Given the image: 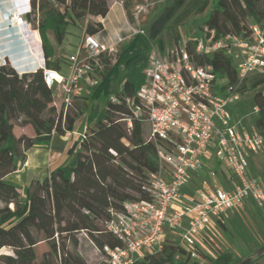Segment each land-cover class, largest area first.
Here are the masks:
<instances>
[{"label": "trees", "instance_id": "1", "mask_svg": "<svg viewBox=\"0 0 264 264\" xmlns=\"http://www.w3.org/2000/svg\"><path fill=\"white\" fill-rule=\"evenodd\" d=\"M30 4L27 19L40 31L47 67L56 70L68 64L70 55L62 49L57 52V47L79 31L83 35L102 30L100 18L110 8L108 0H30ZM253 24L264 27V0H213L199 36L247 38ZM166 28L172 31V44L182 41L177 25ZM185 39L195 64L214 65L222 88L234 57L223 50L198 53L194 38ZM147 49V39L137 33L115 51L103 53L100 85L77 97L67 111L56 99L54 88L46 84L42 69L20 75L12 66L0 64V252L11 249L0 253V264H89L79 252L80 234L100 251L106 245H123L106 221L112 218V211L124 209L126 200L148 199L150 173L159 169L156 144L145 135L144 118L136 117L131 109L140 102ZM121 67L128 68L126 76L121 85L110 89ZM238 81L237 70L236 78L226 83ZM239 88L243 96L255 90L258 112L254 123L264 131V74L246 77ZM95 98H100L102 107L94 110ZM89 110V124L68 149L66 164L23 187L8 178L23 167L28 150L50 144L55 134L73 130L80 115ZM26 125L33 128L34 135L19 133L17 128ZM170 232L159 249L137 256L133 264H200L189 259L180 239L171 240ZM179 251L188 255L185 261L178 259ZM204 264H237V260L232 253L222 252Z\"/></svg>", "mask_w": 264, "mask_h": 264}, {"label": "built area", "instance_id": "2", "mask_svg": "<svg viewBox=\"0 0 264 264\" xmlns=\"http://www.w3.org/2000/svg\"><path fill=\"white\" fill-rule=\"evenodd\" d=\"M138 5L137 10H144ZM5 15L6 41H21L22 54L32 57L42 69L45 82L54 88L64 110L85 92V82L103 69L100 56L116 50L95 35L83 33L76 51L69 55L68 74L47 67L43 40L38 28L13 5ZM207 29V28H206ZM135 33L146 34L138 28ZM196 51L212 54L223 50L234 57L238 83L223 81L219 86L211 63L195 64L186 49V39L162 56L153 45L144 69L145 81L138 92L139 104L131 109L148 124L149 141L156 144L159 169L150 173L146 186L148 199H128L122 211H112L107 228L123 243L106 245L102 250L105 264H133L137 256L161 246L168 231L180 232V241L188 254L199 258L202 234L216 218L227 211L242 209L248 199L264 209V182L248 173L250 157L264 151V131L240 128L232 107L241 100V82L251 73L264 74V27L252 25L250 36L235 34L213 40L193 37ZM0 64L12 66L20 75L11 57L0 50ZM112 100H116L111 95ZM258 112V107H255ZM66 134L83 133L68 130ZM214 151V152H213ZM224 163L235 178L234 186L186 190L195 173L201 172L207 160ZM28 164L24 162L23 167ZM187 219L188 224L184 225Z\"/></svg>", "mask_w": 264, "mask_h": 264}, {"label": "crops", "instance_id": "3", "mask_svg": "<svg viewBox=\"0 0 264 264\" xmlns=\"http://www.w3.org/2000/svg\"><path fill=\"white\" fill-rule=\"evenodd\" d=\"M125 1L126 0H108L110 7L109 12L105 17L100 18L103 23V29L95 33L99 40L107 44H116L118 47L120 43H123L134 36L136 34L135 31L138 28L144 29L148 35L150 32L155 33L158 30L162 31L167 25H177L181 33H183V27L186 28L185 30L188 31L189 34L197 35L196 30H191V28H193L192 20L197 18L206 19L210 12L213 0H131L128 3V6L125 4ZM13 5H15L24 15H27L31 10L30 0H0V50L3 49L4 51V43L6 42L4 39L5 34L13 32V29H7L4 18L6 14L8 15V10L12 8ZM138 5L145 6L144 10L138 11ZM82 36V32L80 31L77 32V34L67 36L63 44L57 47V52L62 49L66 52V55L72 54L76 51ZM17 43L18 41L10 43L13 63L19 70L26 72L35 71L34 69L37 64L32 57L14 51V44L16 45ZM60 71L64 74H68V64L60 69ZM232 112L236 119L241 120L240 128L250 130L255 126L254 122L250 128L244 126L243 116H241L242 109L238 102L232 107ZM254 120L255 119H253V121ZM77 124L78 120L76 121L74 129L77 132L82 133ZM59 137L61 138L59 139L61 143L58 148L59 151L56 152L55 156L52 155L53 153L51 152V149L49 151L47 149L51 143L36 145L27 152L26 160H29V165L11 173L8 178L11 176H17L18 178L15 177V182L23 187L33 180L45 178L52 170L66 164L70 159L68 149L77 141L78 135L65 133L64 135H59ZM211 160L216 159L211 158ZM216 161L220 162L218 160ZM50 163L54 164L53 169L49 167ZM226 169V173L220 172L222 179L218 181L213 178V182L206 180V176H203L205 172L204 169L201 172L195 173L186 190L192 192L196 189H212L216 186H223L226 188L234 186V181H237V179L235 178L233 180V176L227 166ZM248 173L264 182V151L253 153L251 155ZM244 207L247 210L255 209L260 213L264 211V209H261L253 199H248ZM240 210L241 209L229 210L221 218L214 219V221L208 226L206 232L202 234L199 246L201 248H206L204 244L206 239L219 233V230H221V227L224 225L225 219L230 215H237ZM187 224L188 221L185 219L184 225ZM175 232H179L180 235L181 230ZM241 249L243 255L246 257H244L243 264H247V261H250V258L251 261L257 260L253 264H264V243L252 251H248L244 249V247Z\"/></svg>", "mask_w": 264, "mask_h": 264}, {"label": "rangeland", "instance_id": "4", "mask_svg": "<svg viewBox=\"0 0 264 264\" xmlns=\"http://www.w3.org/2000/svg\"><path fill=\"white\" fill-rule=\"evenodd\" d=\"M203 20L205 19L197 18L195 20H192L193 28H191V30H196L197 35H200L201 32L200 27L202 25ZM185 29L186 28L182 27V32H183L181 33L182 41L185 38L197 36V35L189 34L188 31H186ZM144 37L148 41V49L146 52L147 56H149L150 50L153 47V45L157 48L158 52L162 56H166L167 50L174 46V44H172V40H173L172 31L166 27L162 29V31L158 30L155 33L150 32L148 35L144 34ZM4 39L6 40L7 38L4 37ZM179 43L180 42H178V44ZM127 71L128 68L125 67H121L119 70H117L114 74L115 83H112L111 86H109V88L110 87L112 88V86L118 87L119 85H121L123 79L126 76ZM256 74L257 73H251L248 77H252L253 75ZM236 76H237V69H236V60H235L234 64L230 67L228 77L224 81L227 82L229 80H233L236 78ZM91 78L92 80L89 83L85 82V94H89V92H91L93 89L98 88V86L101 83L100 74L92 75ZM254 93L255 90L249 91L246 95L242 96L241 100L238 102L239 106L242 109L241 116H243V124L245 127L248 128H250V126L254 122L253 119H255L257 115V111L255 110L256 106L253 100ZM81 103L82 101L80 102V104ZM99 107H102V102L100 101V98L99 99L95 98L93 101V108L95 110L96 108ZM89 113L90 110L80 115V117L77 119L78 120L77 125L79 126V130L82 133L86 130L89 124ZM144 129H145L144 130L145 135H148V124L145 123ZM17 130L19 131V133L20 131L21 132L24 131L29 135H34L33 128L30 125H26L24 128L18 127ZM59 139H61L59 135L55 134L53 141L47 147L48 151L51 149V152L53 153L52 155L54 156L56 155V152L59 151L58 148L61 143ZM26 161H28V164L24 167H27L29 165V160ZM49 167L53 169L54 164L50 163ZM204 170L205 172L203 176H206L205 177L206 180L213 182V178L217 179L218 181L222 179L220 172L226 173L225 171L227 169L224 163L209 159L205 163ZM15 177L18 178L17 176L14 177L11 176L9 179L15 182L16 181ZM79 237H80L79 252L83 255V257L87 260V262L89 264H105L103 253L94 244V242L84 234H80ZM170 238L171 240L174 239L175 241L179 242L180 239L179 232L171 231ZM263 243H264V211L260 213L255 209L247 210L245 209V207H243L240 211H238L237 215H232V216L230 215L225 219L224 225L223 227H221V230H219V233L214 234L206 239V241L204 242L206 248L204 247L201 248L199 246L201 249L199 258H193L190 256L189 259L193 261H198L200 264H204L209 262V257H214L215 255L220 254L222 252H230L237 260V264H243L245 255H243L241 248L244 247V249L248 251H252L260 247ZM155 249H159V248L155 247ZM10 252L11 249L5 247L1 250L0 253H10ZM177 257L179 260L185 261L188 258V255H186V253H184L183 251H179ZM249 260H251V258Z\"/></svg>", "mask_w": 264, "mask_h": 264}, {"label": "water", "instance_id": "5", "mask_svg": "<svg viewBox=\"0 0 264 264\" xmlns=\"http://www.w3.org/2000/svg\"><path fill=\"white\" fill-rule=\"evenodd\" d=\"M23 50L24 46L21 44V41H19L16 45L14 44V51H18L21 54Z\"/></svg>", "mask_w": 264, "mask_h": 264}, {"label": "bare ground", "instance_id": "6", "mask_svg": "<svg viewBox=\"0 0 264 264\" xmlns=\"http://www.w3.org/2000/svg\"><path fill=\"white\" fill-rule=\"evenodd\" d=\"M4 47H5V51H6V53L11 57V59H12V52H11V49H10V42L8 41H6L5 43H4Z\"/></svg>", "mask_w": 264, "mask_h": 264}]
</instances>
